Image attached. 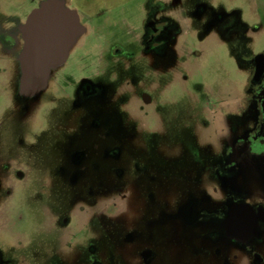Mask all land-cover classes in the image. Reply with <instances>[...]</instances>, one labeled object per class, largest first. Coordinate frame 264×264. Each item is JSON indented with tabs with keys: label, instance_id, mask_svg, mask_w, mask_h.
<instances>
[{
	"label": "rangeland",
	"instance_id": "obj_1",
	"mask_svg": "<svg viewBox=\"0 0 264 264\" xmlns=\"http://www.w3.org/2000/svg\"><path fill=\"white\" fill-rule=\"evenodd\" d=\"M46 1L50 0H0V25L23 29L28 15ZM55 1L73 10L68 4L70 0ZM168 1L73 0L82 31L69 38L66 62L60 67L51 66L57 69L48 89L29 90L20 61L15 101L5 108L0 103V118L12 120L10 126L0 130V156L12 153L22 162L29 152L31 177L48 178L57 157L66 156L64 151L70 146L72 131L78 136L83 133L80 145L89 142L86 117L93 115L111 118L108 125L112 138L123 143L119 164L124 168V179L120 182L112 175L106 188L100 186L106 176L94 175L95 189L116 193L119 185L132 175L131 167L152 163L160 165L161 183L167 184L165 179L173 183L177 202L199 193L204 179H217L225 187H231L232 182L221 180L216 169L228 159L227 149L251 128L255 118L254 95L264 88V77L258 85L252 80L253 60L264 53V0H181L176 5ZM153 4L156 10L161 8L156 4H166L163 16L178 21L180 28L178 36L163 45L166 53L159 66L151 62V55L142 54L140 42ZM159 15L162 16L161 11ZM205 26L209 30L204 32ZM128 64L133 65L130 76L152 88L149 94L153 104L147 109L157 114L156 118L127 117L129 114L114 103V94L130 77L123 74ZM82 80L101 85L102 93L75 110L74 90ZM26 97L30 100L25 106ZM127 107L130 114L136 113L130 104ZM139 140H149L150 149L139 150L136 145ZM92 157L99 167L107 162L103 156ZM63 188L58 200L63 206L69 204L70 196L83 193L77 188L65 185ZM164 191L166 187L161 188L159 196ZM31 192V197L20 198L16 203L20 213L13 227L17 234L14 239L4 237L1 249L16 264H57L54 262L57 257L73 261L78 252L64 245L66 236L58 224L62 215L57 213V204L41 197L43 192L35 185L31 186ZM126 194L129 197L131 193ZM161 196L156 198L155 205H150V210L158 209ZM226 200L229 203L234 198ZM110 202L112 213L132 215L136 211L135 207L129 208V201L121 198ZM104 205L108 203L100 202L96 210ZM90 213L87 207L78 213L80 227L86 226ZM70 221L72 227V218ZM141 222L142 218L136 223ZM110 230L112 246L119 253L126 246V233L119 223L111 224ZM202 244V253L199 250L195 254L177 241H165L154 250L156 257L145 264H219V241L216 247L211 242ZM227 244L226 240L220 244L223 264H230ZM98 247L102 248L103 243ZM97 256L107 258L103 250Z\"/></svg>",
	"mask_w": 264,
	"mask_h": 264
},
{
	"label": "flooded vegetation",
	"instance_id": "obj_2",
	"mask_svg": "<svg viewBox=\"0 0 264 264\" xmlns=\"http://www.w3.org/2000/svg\"><path fill=\"white\" fill-rule=\"evenodd\" d=\"M169 2L176 5L180 4L181 0H169ZM68 4L76 11L72 0ZM156 5L162 9L156 10L155 5H152L140 42L142 54L151 55V62L159 66L160 58L166 53L163 45L176 38L180 28L178 21L163 16L166 4ZM160 11L162 16L159 15ZM182 15L184 16L183 12ZM217 24L219 32V19ZM21 29L0 25L2 108L13 103L16 91H19L16 73L17 70H21V55L25 47ZM204 29V32L208 31L209 27L205 26ZM200 35L201 33L197 34L199 37ZM67 58L66 54L65 59L57 66H62ZM56 67H50L48 73L40 79H29L26 83L27 88L31 90L36 86L41 91L48 89V82ZM132 67L133 65L130 64L125 66L123 74L130 76ZM253 67L252 80L254 85H258L264 77V53L254 58ZM150 88L148 84H143L137 78L127 77L114 94L113 101L126 115L129 114L127 117L156 118L157 114L147 109L153 104L149 94L152 89ZM101 90V85L82 80L74 90L73 108L78 110L83 104L91 102L102 93ZM254 99L255 118L251 128L243 133L232 148L227 149L228 159L216 169L218 177L221 180L226 179L228 183L230 180L232 186L227 188L217 179H204L200 182L199 193L189 195L179 202L173 195V183L171 184L169 179L164 180L168 185L161 183L159 179L161 168L158 163L131 167V176L136 178L133 179L131 176L129 179L126 178L127 181L119 185L116 193L94 188L97 182H94L93 176L100 175L99 173L106 176L102 180L103 184L100 185L102 188L110 184L112 175L120 182L122 178L124 179V168L119 164L123 143L112 138L108 125L111 118L102 119L88 115L87 131L91 134L89 142H82L83 145H80V137L83 133L78 136L72 131L68 140L70 146L66 148V152L64 151L66 156L57 157L48 178L31 177L29 167L32 166L30 163L32 155L29 152L25 154L22 162L12 153H8L7 156L3 154L0 156V245L6 236L8 240L15 238L17 233L13 224L16 222L17 214L20 213L16 210V203L20 198L31 197V186L35 185L44 193L41 197L57 204V213L62 215L58 224L64 229L66 249L72 248L78 252L73 261L57 257L54 260L57 264H145L149 258L156 257L154 250L165 241L170 243L177 241L195 254L199 250L202 253L204 247L202 243L205 245L211 242L216 247L219 241V264H223L220 258L223 247H220V244H223L224 240L228 242L226 252L230 264H264V88L255 93ZM29 100V97L23 100L25 106ZM127 104L136 110L135 114L129 113ZM11 122L9 117L0 118V130L10 126ZM150 144L149 140L136 141L139 150L142 149L144 152L150 149ZM94 155L103 156L107 162L99 167L92 157ZM64 185L83 192L81 195L70 196V205L66 206L58 204L59 197L62 196L59 193L64 192ZM162 187H166L169 193L164 191L162 196L160 195V208L150 210V205H155L156 198L160 197ZM127 192L131 193L129 197ZM230 196L234 200L225 202ZM114 198L129 201V208L135 207V213L132 212V215L128 212L112 213L110 210L112 204L109 201ZM100 202L108 205L96 210ZM224 203H227L226 206ZM86 207L91 213L87 217L86 226L80 227L78 213ZM233 209H236L237 213L233 225L229 227L228 219ZM69 218H72V227H69L71 223ZM140 218L142 222L138 225L136 222H139ZM101 220H104V223ZM114 223H119L126 233V249H122L119 253L118 250L114 251L111 241L110 226ZM101 243L103 247L99 249ZM100 250L105 252L106 259L97 256ZM11 257L0 247V264H16ZM20 262L24 263V260L21 259Z\"/></svg>",
	"mask_w": 264,
	"mask_h": 264
},
{
	"label": "water",
	"instance_id": "obj_3",
	"mask_svg": "<svg viewBox=\"0 0 264 264\" xmlns=\"http://www.w3.org/2000/svg\"><path fill=\"white\" fill-rule=\"evenodd\" d=\"M22 31L25 47L21 62L27 82L42 78L53 64L65 59L69 38L81 33L82 29L74 10L65 9L58 1L50 0L31 12ZM236 213V209L231 211L229 227L233 225Z\"/></svg>",
	"mask_w": 264,
	"mask_h": 264
},
{
	"label": "crops",
	"instance_id": "obj_4",
	"mask_svg": "<svg viewBox=\"0 0 264 264\" xmlns=\"http://www.w3.org/2000/svg\"><path fill=\"white\" fill-rule=\"evenodd\" d=\"M72 2H73V0H72ZM74 3V2H73Z\"/></svg>",
	"mask_w": 264,
	"mask_h": 264
}]
</instances>
